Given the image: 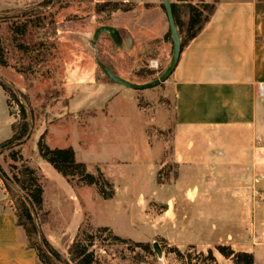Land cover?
<instances>
[{"label":"rangeland","instance_id":"1","mask_svg":"<svg viewBox=\"0 0 264 264\" xmlns=\"http://www.w3.org/2000/svg\"><path fill=\"white\" fill-rule=\"evenodd\" d=\"M107 1L124 2L133 10L96 14V5ZM163 2L0 0V59L6 63L0 62V79L28 96L34 117L30 137L14 151L37 170L45 186V211L49 217L42 233L63 253L69 243L60 238L70 221L77 222L79 218L83 219L81 233L94 235L95 249L103 264H179L177 256L168 253L165 245L185 252L193 243L191 236L185 238L175 233L165 240L160 234L167 219L175 224L179 220L192 221L193 209L183 203L182 190L196 174L192 166L181 170L173 156V97L163 96L170 78L157 86L137 90L108 80L102 69H111L136 85L159 79L173 56L172 37L164 40L169 21ZM103 28L107 29L101 31ZM8 107L14 123H19L20 107L11 100ZM142 117L147 121L144 131ZM165 118L171 123L170 128L159 123ZM6 120L5 104L0 98V138L10 134ZM44 133L50 148L73 147L78 161L86 163L91 172L100 169L113 182L116 193V186L119 187L117 198L102 199L95 186L75 185V180L71 205L68 192L41 167L44 160L39 157L37 145ZM146 137L150 143L155 137L168 145L157 165L153 194L148 193L152 189L148 168L160 156L161 147L150 149ZM9 153L5 151L0 156V163L12 176ZM21 164L17 163L19 167ZM132 184V194H125V187L129 189ZM162 186L172 191L168 192L173 196L168 214L165 213L169 195L159 190ZM186 197L193 196L189 193ZM215 197L220 201L223 196ZM128 219L133 221L135 230L128 226ZM100 224L119 228L133 242L150 244L152 254L130 243L115 241L110 233L98 231ZM146 225L156 231H150ZM26 241L29 243L27 235ZM155 242L162 248V257L154 251ZM214 252L217 253L215 249Z\"/></svg>","mask_w":264,"mask_h":264},{"label":"crops","instance_id":"2","mask_svg":"<svg viewBox=\"0 0 264 264\" xmlns=\"http://www.w3.org/2000/svg\"><path fill=\"white\" fill-rule=\"evenodd\" d=\"M258 1L220 0L211 21L182 51L168 80L163 96L173 97V156L181 170L192 166L196 174L182 190L183 203L193 209L192 221L179 220L175 224L167 219L160 234L165 240L175 233L191 236V245L197 249L217 251V245H230L236 252L253 254L255 264H264V97L259 96L258 89L264 84V17L257 13ZM0 98L5 104L6 125L10 127L9 136L0 138L2 143L12 137L14 121L9 114V97L2 87ZM142 119L144 131L147 121ZM159 123L170 128L166 118ZM147 141L152 150L161 147L160 156L148 168L152 188L148 193L153 194L157 165L168 145L155 137L153 142ZM41 167L70 197L73 195L72 184L50 164L44 161ZM221 178L226 180L221 182ZM128 187L124 191L129 195L133 184ZM161 188L164 190V186ZM116 189L114 199L119 187ZM96 192L99 195L97 189ZM170 193L165 214L173 203ZM189 193L191 199L186 197ZM216 194L223 196L220 201H216ZM72 201L71 197V205ZM82 222L80 218L77 222L71 220L60 239L70 244ZM127 224L135 230L133 221L128 219ZM97 226L133 241L115 226ZM148 227L156 231L155 227ZM214 254L219 264H234L218 251ZM0 264H39L36 251L28 247L23 228L17 226L13 203L1 179Z\"/></svg>","mask_w":264,"mask_h":264},{"label":"trees","instance_id":"3","mask_svg":"<svg viewBox=\"0 0 264 264\" xmlns=\"http://www.w3.org/2000/svg\"><path fill=\"white\" fill-rule=\"evenodd\" d=\"M53 1L51 0V3ZM219 1L195 4L194 0H176L171 3L182 51L199 36L211 21ZM132 10L124 2L107 1L96 5V14L98 15L128 13ZM257 13L264 17V0L258 1ZM171 37L169 31L164 40ZM0 62L3 65L6 64L2 59ZM108 80L110 79L108 78ZM0 87L8 95L9 101L16 102L20 107L21 121L12 125V137L0 143V156L5 151H10L9 157L13 163L9 165V172L12 176L3 169L0 163V179L4 182L13 203L17 226L23 228L28 237V247L36 251L38 261L42 264H103V260L95 249L97 246L94 235L81 233V229H79L78 234L63 253L54 248L42 233V226L48 222L49 217V213L45 211L44 186L37 170L28 165L19 152L14 151L16 147L23 145L31 135L34 126L33 111L28 96L15 90L11 83L0 79ZM45 138L46 133L38 141L39 157L50 164L70 184L73 185L77 180L75 185L95 186L98 194L105 200L114 197V186L100 169L97 170V173L91 172L86 163L78 161L73 147L50 148L46 144ZM19 162H22L20 167L17 165ZM98 231L108 232L115 241L130 243L143 249L146 253L152 254L151 246L148 243H136L123 239L114 235L107 227H101ZM165 248H168V253L177 256L179 264H219L212 249L204 252L199 251L196 246L190 245L184 252L178 247L168 244L165 245ZM215 248L224 258L231 260L234 264H255L253 254L236 252L230 245H217Z\"/></svg>","mask_w":264,"mask_h":264},{"label":"water","instance_id":"4","mask_svg":"<svg viewBox=\"0 0 264 264\" xmlns=\"http://www.w3.org/2000/svg\"><path fill=\"white\" fill-rule=\"evenodd\" d=\"M163 1H164L163 5H164V8L167 12V17H168V21H169V31L171 33L172 41H173V56H172V60H171V63L169 65L168 69L159 77V79H156L153 82L146 84V85H136V84H132V83L120 78L119 76L115 75L111 71V69H108V68H105L102 66V69L104 70V72L107 74L108 78L111 81L116 82L118 84H121L125 87H129L131 89L139 90V89L154 87V86H157L159 84L165 83L171 77V75L174 73V71L178 65L181 53H182L181 39H180V35H179L178 29L176 27L174 16L172 13L171 2L169 0H163ZM106 29L107 28H103L101 31H104ZM153 247H154L155 253L159 257H162L163 251H162V248L160 247L159 243L155 242Z\"/></svg>","mask_w":264,"mask_h":264},{"label":"built area","instance_id":"5","mask_svg":"<svg viewBox=\"0 0 264 264\" xmlns=\"http://www.w3.org/2000/svg\"><path fill=\"white\" fill-rule=\"evenodd\" d=\"M259 96L264 97V84L259 85Z\"/></svg>","mask_w":264,"mask_h":264}]
</instances>
